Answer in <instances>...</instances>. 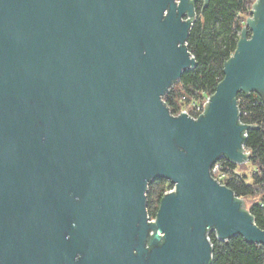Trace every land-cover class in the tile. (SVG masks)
Instances as JSON below:
<instances>
[{"label": "water", "instance_id": "water-1", "mask_svg": "<svg viewBox=\"0 0 264 264\" xmlns=\"http://www.w3.org/2000/svg\"><path fill=\"white\" fill-rule=\"evenodd\" d=\"M195 2L0 0V264H210L212 231L264 244L213 174L250 160L237 96L264 102V0L196 118L164 101L197 66ZM156 178L174 188L151 217Z\"/></svg>", "mask_w": 264, "mask_h": 264}, {"label": "trees", "instance_id": "trees-1", "mask_svg": "<svg viewBox=\"0 0 264 264\" xmlns=\"http://www.w3.org/2000/svg\"><path fill=\"white\" fill-rule=\"evenodd\" d=\"M253 3L254 0H210L203 12V3H200L198 16L187 40L197 66L184 71L181 79L165 95L164 101L172 113L179 114L186 103L202 99L198 93H215L224 78L225 63L234 55L241 37L240 15ZM178 84L180 87H177ZM237 100L241 121L257 125L247 130L245 140V148L251 152L249 161L257 166V170L253 181L249 182L246 176L236 171L238 163L224 156L214 164L213 173L215 175L217 169L226 174L221 182L232 188L237 198L244 201L248 196L264 192V102L255 92L250 95L240 92ZM163 184L161 178H156L149 185L148 210L151 217H155L166 193ZM155 189L159 190L157 201L154 200ZM248 210L264 229V204L256 201ZM209 236L213 242L210 264H264V244L249 242L240 234L227 241L219 240L214 231Z\"/></svg>", "mask_w": 264, "mask_h": 264}, {"label": "rangeland", "instance_id": "rangeland-1", "mask_svg": "<svg viewBox=\"0 0 264 264\" xmlns=\"http://www.w3.org/2000/svg\"><path fill=\"white\" fill-rule=\"evenodd\" d=\"M256 0H254L255 2ZM252 7V6H251ZM251 7L241 13L240 15V23L242 24V29L243 27L246 25V22H247V18L249 16H251ZM242 29H241V32H242ZM249 34H251V31H249ZM177 87H180V85L178 84ZM202 99H199L201 102H203L204 100H206L208 98V96L210 94L208 93H204V92H201V93H198ZM257 94V93H256ZM205 96V97H204ZM257 170V166L255 164H253L251 161H247V162H244V163H240L238 164V168L236 169V171L243 175V176H246L247 177V180L249 182H252L253 181V175L255 173V171ZM215 172V177L218 178L220 181H223L226 177V174H222L219 170H216L214 171ZM163 181V185L165 187V190L168 191L172 188H174V183L171 181V180H168V179H162ZM163 187V186H162ZM159 189H160V186H159ZM155 194H154V200L157 201V198L159 196V190L158 189H155ZM264 192L263 193H260L258 195H251V196H248L247 198H244V201H245V207L247 209H249L251 207V205L256 202V201H260L264 204Z\"/></svg>", "mask_w": 264, "mask_h": 264}, {"label": "built area", "instance_id": "built-area-1", "mask_svg": "<svg viewBox=\"0 0 264 264\" xmlns=\"http://www.w3.org/2000/svg\"><path fill=\"white\" fill-rule=\"evenodd\" d=\"M209 97H210V95L203 102H201L199 99L191 100L190 102L186 103V105L183 107L182 111H187L189 114H191L195 118L198 117V115L204 111V104L209 101ZM184 99H185V97H184Z\"/></svg>", "mask_w": 264, "mask_h": 264}, {"label": "flooded vegetation", "instance_id": "flooded-vegetation-1", "mask_svg": "<svg viewBox=\"0 0 264 264\" xmlns=\"http://www.w3.org/2000/svg\"><path fill=\"white\" fill-rule=\"evenodd\" d=\"M203 3L204 0H196L195 2V11L197 12V14L199 13V10H200V3Z\"/></svg>", "mask_w": 264, "mask_h": 264}]
</instances>
